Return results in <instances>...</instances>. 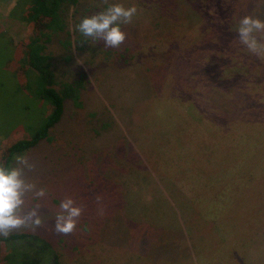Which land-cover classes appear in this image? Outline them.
Returning <instances> with one entry per match:
<instances>
[{"label": "rangeland", "instance_id": "obj_1", "mask_svg": "<svg viewBox=\"0 0 264 264\" xmlns=\"http://www.w3.org/2000/svg\"><path fill=\"white\" fill-rule=\"evenodd\" d=\"M79 1V13L75 14L70 7L65 14L67 29L72 34L71 42L76 45L74 39L81 35L82 40L78 42L81 48L63 47L59 43V39L64 40L67 37V34L63 33L48 44L47 52L52 56L57 79L69 80L83 71L88 86L82 92L80 108L74 107L69 101L65 103L62 119L50 131L52 140H43L25 152L34 164L33 170L27 172V177L38 187L46 188L48 192L42 200H30V205H41L42 226L34 231L21 228L13 232L48 240L59 254L61 264H150L139 255L145 245L141 243V239L146 237L151 245L149 252H152L153 257H157L154 228L158 225L155 219L142 218H145L146 198L157 193L154 183L161 181L163 177L156 175L152 162L150 164L148 160L150 158V161H155L159 152L161 158L164 153L173 152L169 145L164 148L157 145L153 147L157 142L154 132L160 137L168 138L174 148L175 140L178 143L183 140V145L188 150L184 153L188 156V171L191 162L192 167H195L196 163L199 165L195 172L211 173L208 167L202 166L205 157L200 159L197 156L201 150L207 157L214 156L219 162L228 158L229 163L243 154L255 156L259 155L260 150L264 152V136L260 139V130L251 131L252 124L242 125L244 111L236 109L235 91L238 82L236 83L234 74L243 66L245 68L238 72L243 70L248 76V72L253 71L251 68H255L256 64L250 68L247 64L251 63L239 61V57L232 58V67L217 72L219 81L224 77L223 83L228 88L227 92L219 94L206 91L203 98H200V91L193 92L191 86L196 81L198 72L207 74L208 63L206 62L205 68L200 70L195 59L181 53L179 47L176 49L175 45H172V48L161 45L162 36L158 34L156 27L161 26L162 17L172 18L173 30L169 28L163 32H171L173 43L178 40L179 46L188 49L187 46L195 42L208 41L210 35L205 30L200 35H186L187 38L182 40L178 39L179 36H174L173 32L178 33V30H182L179 29L181 26L184 29L185 20L190 19L182 16L180 10L170 8V5L173 8L174 1H183L186 5L181 9L187 7L191 12L194 10L192 4L201 5L202 9L199 10L201 14L207 15L206 19H218L214 25L209 24L214 29L222 23L223 11L228 14L225 17L228 22L225 23L228 28H225L226 31H236L239 20L245 15L262 18L264 4H258V0H107V3L105 0ZM14 3L15 0H0V30L16 42L24 37L26 25L20 20V11L11 14ZM116 3L125 7L135 5L137 8L132 23L122 25V31L126 33L124 43L113 47L122 48L131 44V52L135 53V58L129 59L127 52L123 50L125 58L130 61L125 64L122 63L123 58H119L115 52L112 53L114 58L107 60L104 57V49L111 50L112 47H106L104 42L99 40L105 47L103 48L92 38L84 42L86 37L76 30V25L83 17L96 14ZM151 3H154L153 7L148 6ZM176 5L174 4V7ZM85 7L92 9H83ZM156 22L158 24H155ZM199 24L198 22V29L201 26ZM225 30H217L214 36L223 35ZM185 40L187 43H184ZM13 50L16 61L12 65L15 66L20 51ZM189 51L183 52L188 54ZM167 53L174 55L171 63ZM66 56L69 58L66 59ZM202 59L206 60L203 57ZM236 63L239 66L236 67ZM226 79L233 80L225 81ZM11 81L12 79L0 69V148L13 140L29 136L30 129H35L46 114V102L37 99L27 90L16 91ZM180 85V91L187 94V100L181 95L175 98ZM260 97L262 98L261 95ZM240 121L242 122L236 125V122ZM200 122H203L201 134L205 135L194 138V132L198 130L196 125H200ZM105 123L111 126L105 127ZM236 128H239L238 133ZM194 141H198V145L204 144L203 141L207 144L201 148L195 146ZM167 149L170 151H166ZM183 149L186 151L185 147ZM161 160L164 170L171 168V165H168L170 162L164 158ZM144 164L147 170H144ZM177 164L185 167V157L177 160ZM232 169L236 171L239 168L234 166ZM186 175H181L179 180L167 177L163 179L175 183L183 194L191 196L192 182ZM144 179L146 182L150 180V184L145 185ZM165 182L168 181L163 183ZM246 182L235 173H224L219 178L206 181L202 178L201 182L197 181L200 185L197 184V187L213 189L214 196L218 197L219 202L224 199L227 208H223L222 216L218 219L222 225H215L213 232L198 239L201 249L195 251L197 258L191 264H264V256L260 257L264 253V241H254L256 238H263L259 232L264 226V219L262 224L255 221L264 217L256 219L255 207L250 206V211H246V204L236 202V185L240 189ZM65 196L73 197L83 207L76 230L68 235L57 234L53 230L55 214ZM97 197H100L99 203ZM198 198L199 196L190 197L191 208L188 207L186 217V221L187 218L191 220L189 225L193 229L196 228L194 221L200 215L196 213L197 207L204 210L209 207V202L194 205ZM99 208L103 209L102 215L98 213ZM226 212L236 218L233 220L235 222L231 223L229 219H225ZM153 213L149 212L148 216ZM258 213L262 214L260 211ZM203 214L201 213V217L205 219ZM216 216L213 218L216 219ZM178 218L179 224H182L183 217ZM132 219L135 220L131 222ZM141 221L142 225H139ZM143 222L150 226H144ZM170 225H177L176 219H172ZM236 242L239 247H236ZM36 243L37 240L27 237L13 240L10 243L12 248H9V255L23 262L38 254L41 261H47V254H44L41 248L36 249L38 253H35L33 245ZM117 255L121 257L116 260Z\"/></svg>", "mask_w": 264, "mask_h": 264}, {"label": "trees", "instance_id": "obj_2", "mask_svg": "<svg viewBox=\"0 0 264 264\" xmlns=\"http://www.w3.org/2000/svg\"><path fill=\"white\" fill-rule=\"evenodd\" d=\"M161 2H163V0ZM182 2L183 1H174V4L177 5L174 7L173 4V8L172 5H170V8L180 10L179 12L182 16H186L190 19L185 20L186 25L184 26V29L181 25L177 24V26H181L179 29L182 30H178L179 34L173 32V35L176 37L179 36L178 39L182 40L191 34L192 36H194V34L200 35L202 31L206 30L210 35V39L206 42L201 41L200 43L195 42L191 46L188 45V49L179 46L178 43L180 41L178 42L177 40L173 43L172 34H170L171 32H163L171 28V24L174 21L172 18H165L166 16H164L162 17L161 26L156 27V31L162 36V39L160 40L161 45H167L170 48H172V45H175L176 49L179 47V51L181 53H184L186 56L190 55L195 59L194 61L197 65L199 64L198 67L200 70L205 68L206 62L208 63L207 74L204 72H198L196 77L197 79L191 86V89L194 90L193 92L200 91V98H203L206 91L211 93L219 92V94L227 92L228 88L225 87L223 83L224 77H221V81H219L220 76L218 77L219 73L217 72L222 71V69L224 71L225 69L227 70L232 67L230 64L232 58L239 57V61L251 63L247 64L250 68L252 65L256 64L255 68H251L253 71L248 72L250 73L248 76L243 70L238 72L240 69L245 67L241 66L239 70L236 69L237 72L234 74V76H236V83L238 82V84H236L235 91L236 109L244 111L245 118L242 125L252 124L251 131L256 132L260 130L258 135L261 139L264 136V54L257 56L250 53L243 45L240 44L237 31L234 29L231 31L225 30V28L228 29L225 27V23H228L225 17L228 16V14L222 11V18L220 17L222 19V23L214 29L212 28L213 26L209 24L213 23L214 25L217 23L218 19L216 17H209L206 19L207 15L201 14L199 10L202 9L201 5L192 4L194 7L193 12L187 9V7L186 9H181L186 5V3L184 4V2ZM259 3L260 5L264 4V0H258V4ZM79 5V0H15L11 14L14 12H21L20 20L25 22L26 25L24 37L15 42L14 38H9L5 32L0 30L1 71L5 72L12 79L11 83L15 85L16 91L27 90L37 99L47 103V106H45L46 114L41 118V122L39 121L40 123L35 129H30L31 132L29 136L13 140L0 148V162L5 163L6 165L12 164L15 155L25 153L27 150L36 147L43 140H52L50 131L62 119L66 102H71L74 107L80 108L82 106L81 95L88 86L86 74L82 71L77 76L72 77L69 80L57 79L52 56L49 52H47L48 44L54 38L60 37L63 33L67 34V37L64 40L59 39V43L62 44L63 47L71 46L72 48V46H74L78 49L81 48L78 43L82 40L81 35H79L77 39H74L76 45L71 42L72 34L67 29V17L65 14L70 7H72L75 14L79 13ZM153 5L154 3H151L148 6L153 7ZM156 5L158 6V4ZM83 9L92 8L85 7ZM260 19L264 20V16ZM198 22L200 23L199 25H201L199 29L197 28ZM155 24H158V22ZM218 28H220V30ZM171 29L173 30V28ZM216 29L218 32L225 30L224 34L214 36V33L217 32ZM88 40L89 38H84V42H87ZM95 41H97L100 46L105 48L99 43V40ZM163 41H166V43L164 44ZM262 42H264V40H262ZM184 43H187L186 40ZM13 49H18L20 51V56L17 59V64L15 66L12 65L16 61ZM121 50L122 52H120ZM123 50L127 52L129 59L135 58V53L131 52V50H133V47L131 48V44L124 45L122 48H113L111 50L105 48L104 57L107 60L110 57L114 58L112 53L115 52V55L118 53L119 58H123V64L128 63L130 61L128 58H125V52ZM184 50L190 51L186 54L183 52ZM235 51L236 55L234 56ZM161 55L163 56V54ZM166 56L169 57V62L171 63L174 55L167 53ZM201 56L206 60H203ZM67 58H69V56H66V59ZM239 61L236 60V62ZM237 65L238 64L236 63V67ZM148 71H150V68ZM158 76L160 77L161 75L158 74ZM232 80L233 79H226L225 81ZM180 87L181 85L177 88L175 98L181 95L184 99H186L187 94L180 91ZM214 107L218 108L216 105H214ZM229 115H232V113H229ZM241 122L242 121L236 122V125H239ZM109 125V123L104 124L105 127H108ZM196 127L198 129L197 132H194V135L192 134L194 138L195 136L205 135L201 134L203 133V122H200V125H196ZM236 132H239V128H236ZM154 135L157 142L153 147L157 145L158 147L160 146L161 148H164L169 145L173 150L170 154L166 152V154L164 153L162 155V158L166 159L167 162H170L168 165H171V168H166V170H164V163L163 160H161V152H159L160 156L157 155V157H155V161H150V158L148 157L149 163L152 162V164H150L154 166L153 170L156 175L163 178L167 177L179 180L181 175L187 174L186 176L188 180L190 179V182H192L190 183L192 188L191 196H199L197 203L193 204L201 205L204 202H209V207L205 210L197 207L198 212L196 213L197 215H200L198 219L194 221L196 228L193 229L189 225L191 220L189 221L187 218L186 221V217L188 216V207L191 208V196L183 194V192H181L182 190L176 187L175 183L171 181L169 182V180L162 178L161 181H156L154 185L157 188V193H154L146 198L144 206L145 218H142V220L155 219L156 225H158L154 228L157 237V242L155 244L157 257H153L152 252H149L151 245H149L146 237L143 240L141 239V243H144L145 245L139 252V255L150 264H191L192 261L197 258L195 251L198 248L201 249L200 241H198V239H202L203 237L201 236H205L204 234L207 235L210 232H213L215 225H222L218 222V219L222 216L223 208H227L225 205L227 203L224 199H221L219 202L218 197H215L213 194V189L197 187V181L201 182L202 178H205L206 181V179L210 180L211 178H219L224 173H235L236 176H241L242 180L244 179V181H247V184L240 189L236 185V202L239 201L246 204V211H250V206L255 207L257 209V211L254 210V217L256 219L264 217V152L260 150L258 152L259 155L255 156H250L251 154H243L241 157L234 159L232 163H229L228 158L224 162H219L216 161L214 156L207 157L203 150H201L197 153V156L200 159L203 158V156L205 157L202 166L208 167V170L211 171V173L207 172L206 174L195 172L199 169V165L197 163L195 167H192L190 162L188 171V156L184 154L187 153L188 150L187 147L183 145V140L180 143L175 140L174 146L176 147L174 148L171 147V141L168 138L160 137L156 132H154ZM196 142L198 141H194L193 144L201 148L205 147L207 144L206 141H203L205 143L202 145H198ZM184 147L186 151H184ZM166 151H170V149H167ZM183 157H185V167L177 164V160L182 159ZM234 166L239 168L236 169L237 173L232 169ZM143 168L144 170L148 169L145 164L143 165ZM146 181L144 179L145 185L150 184V180L149 182ZM164 181L168 182L163 183ZM163 185L164 187H162ZM204 185L206 186V184ZM217 192L219 193V189ZM204 195H207V197ZM228 210L233 212L231 209ZM152 211L154 212L153 215L151 214V216H148L149 212ZM258 211H260L263 215L258 213ZM201 213H204L203 217H205V219L201 217ZM214 215H217L216 219L213 218ZM179 216L183 217L182 224H179ZM172 219H176L177 225H170V221ZM225 219H229V221L233 223L235 222L233 220L236 218L233 217L231 213L226 212ZM263 219L264 218H261L259 221L255 222L258 224L260 222V224H262ZM133 220L135 219H132L131 222ZM143 223L144 226H146L147 223ZM226 224L227 222L224 225ZM139 225H142V221ZM147 225L150 226L149 224ZM139 230L141 231V228ZM259 234L263 235V238L253 239L255 242L264 241V226ZM26 237L31 240H37L38 243L33 245V248L34 250L41 248L43 253L47 254V261H41L38 254L36 256L33 255V257L23 262L21 259L18 260L16 257H11L9 255V248H12L10 243L18 238L24 239ZM35 242L36 241H33V243ZM236 247H239L238 243L236 244ZM119 248H122V246H119ZM35 253H38L37 250ZM202 254L203 253L201 252V258L203 257ZM258 256L259 254L256 255L255 258ZM262 256H264V253L260 257ZM120 257L117 255V258L115 259H120ZM42 262L44 264H61L59 254L48 240L31 234L16 232L10 233L7 238L0 236V264H42ZM113 264L119 263L113 262Z\"/></svg>", "mask_w": 264, "mask_h": 264}, {"label": "clouds", "instance_id": "obj_3", "mask_svg": "<svg viewBox=\"0 0 264 264\" xmlns=\"http://www.w3.org/2000/svg\"><path fill=\"white\" fill-rule=\"evenodd\" d=\"M136 13L135 5L110 4L103 11L83 17L76 30L86 38L102 40L106 47H119L126 39L122 25L131 24ZM236 31L240 44L250 53L264 54V20L245 15L239 20ZM33 168L27 153L15 155L11 165L0 162V236L4 238L14 230L34 231L43 224L41 205H30V200L44 199L48 190L38 187L27 177V172ZM99 201L100 197H97V203ZM82 213L83 207L73 197L65 196L55 214L54 232L63 235L73 233ZM98 213L102 215L103 209L99 208Z\"/></svg>", "mask_w": 264, "mask_h": 264}]
</instances>
